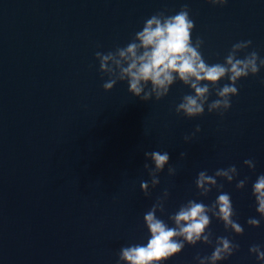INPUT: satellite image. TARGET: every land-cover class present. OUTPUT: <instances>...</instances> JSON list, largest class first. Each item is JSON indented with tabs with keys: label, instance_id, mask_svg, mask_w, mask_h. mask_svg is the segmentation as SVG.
<instances>
[{
	"label": "water",
	"instance_id": "95a60500",
	"mask_svg": "<svg viewBox=\"0 0 264 264\" xmlns=\"http://www.w3.org/2000/svg\"><path fill=\"white\" fill-rule=\"evenodd\" d=\"M187 5L194 21L192 42L203 40L208 64L223 63L233 44L251 40L239 53L264 58V0H0V264H117L122 247L145 244L144 214L165 189L168 216L188 200L211 205L213 188L201 197V171L235 165L231 196L242 235L212 218L209 230L239 245L219 264H264L249 252L264 250V218L252 186L264 174V68L237 83L238 95L220 116L187 118L175 108L193 94L179 80L167 96L142 101L118 81L110 91L96 52L125 47L146 19L175 15ZM229 83L227 79L218 87ZM150 87V85H149ZM217 99L213 91L208 103ZM201 131L195 133L196 126ZM191 139L185 142L184 136ZM169 153V164L151 187L145 152ZM187 153L181 159L180 153ZM252 159L255 169L244 160ZM154 167V165H152ZM175 168L169 176L168 168ZM247 182L237 189L240 180ZM149 182V196L140 188ZM260 220L259 227L247 224ZM213 246L198 242L164 264H198Z\"/></svg>",
	"mask_w": 264,
	"mask_h": 264
},
{
	"label": "clouds",
	"instance_id": "9594fccd",
	"mask_svg": "<svg viewBox=\"0 0 264 264\" xmlns=\"http://www.w3.org/2000/svg\"><path fill=\"white\" fill-rule=\"evenodd\" d=\"M213 6H223L227 0H207ZM194 21L190 18L187 5L181 8L175 15L166 16L158 12L146 19L141 31L135 33L131 42L125 47H117L107 53L96 52L99 61V71L108 77L102 87L110 91L118 81H127L128 91L142 101H149L153 97L159 101L168 95L170 87L177 80L188 86L193 94L182 97V101L176 106L177 115L191 119L202 116L205 105L209 113L216 112L223 116L232 104L231 97L238 95L237 83L242 78L255 76L261 68H264V58H260L256 51L246 53L242 58L239 53L248 49L252 41H241L232 45L224 58L223 63L208 64L201 54L203 40L197 37L192 42ZM227 79L222 87H218L220 81ZM150 85V87H149ZM217 99L208 103L212 92ZM201 131L196 126L195 133ZM190 136L185 135L188 142ZM146 160L144 169L151 177V187L155 188L159 183L158 174L169 164V153L152 151L145 152ZM187 153L181 152L183 159ZM244 164L255 169L252 159L244 160ZM154 165V167L152 166ZM175 168L169 167L168 174H175ZM238 175L235 165L226 169H217L214 175H208L206 171L199 172L195 185L201 197H207L215 188L219 195L211 203L206 205L202 201L188 200L179 209L168 216L171 226L156 213H164V202L169 192L164 190L163 196L157 198L151 209L144 214V225L149 232V238L145 244H131L122 247L119 252L117 264H164L173 256L179 254L185 245L195 246L198 242L213 246L210 256L195 259L198 264H219L227 260L236 251L239 245L228 237H216L213 243V233L209 230L212 218L223 223L226 231L242 235L243 227L233 219L236 215L231 196L222 192L223 184L217 180L223 179L231 183ZM247 182L240 180L236 188L243 189ZM149 182L142 181L141 190L145 196H149ZM252 195L255 197L256 211L264 218V174L257 177L252 186ZM247 224L251 227H259L260 220L249 218ZM251 254H255L258 261L264 262V250L260 245H252L249 248Z\"/></svg>",
	"mask_w": 264,
	"mask_h": 264
}]
</instances>
